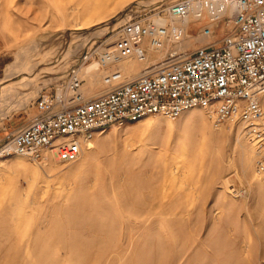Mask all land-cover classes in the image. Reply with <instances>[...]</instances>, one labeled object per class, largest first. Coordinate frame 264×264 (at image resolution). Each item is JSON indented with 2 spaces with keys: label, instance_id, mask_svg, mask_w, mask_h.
<instances>
[{
  "label": "rangeland",
  "instance_id": "obj_1",
  "mask_svg": "<svg viewBox=\"0 0 264 264\" xmlns=\"http://www.w3.org/2000/svg\"><path fill=\"white\" fill-rule=\"evenodd\" d=\"M174 1L0 0V93L14 95L0 101V144L87 50L111 47L125 20H162L168 30L159 50L144 42L146 61L120 62L129 78L233 30L225 15L204 36L207 18L170 17ZM96 60L82 66L88 94L103 88L101 71L87 68ZM213 111L110 124L79 138L73 162L50 150L0 159V264H264L258 147L241 121L215 124Z\"/></svg>",
  "mask_w": 264,
  "mask_h": 264
},
{
  "label": "built area",
  "instance_id": "obj_2",
  "mask_svg": "<svg viewBox=\"0 0 264 264\" xmlns=\"http://www.w3.org/2000/svg\"><path fill=\"white\" fill-rule=\"evenodd\" d=\"M166 12L170 17H206L204 36L225 15L233 30L189 55L171 51L129 78L120 62L146 61L144 42L159 50L168 30L162 20L123 21L111 47L87 50L53 91L40 92L37 115L6 135L0 159L15 153L37 158L50 150L59 161L73 162L81 153L79 138L87 140L95 130L153 114L175 119L189 109L214 105L215 124H244L258 147L256 169L264 171V0H176ZM94 57L103 88L88 94L82 66Z\"/></svg>",
  "mask_w": 264,
  "mask_h": 264
},
{
  "label": "bare ground",
  "instance_id": "obj_3",
  "mask_svg": "<svg viewBox=\"0 0 264 264\" xmlns=\"http://www.w3.org/2000/svg\"><path fill=\"white\" fill-rule=\"evenodd\" d=\"M139 1H141V0H139ZM142 1H144V0H142ZM138 2V1H137ZM137 4V3H136ZM140 3H138V5H139ZM175 18H180V19H182V20H189V16L188 15H185L184 17H175ZM117 19V18H116ZM57 37V36H56ZM64 37V36H63ZM57 38H59V37H57ZM53 42H54V40H53ZM52 43V42H51ZM46 55V54H45ZM38 65V64H37ZM95 65H96V63L95 64H93V65H91V66H89V67H87L88 68V70H90V72H91V70H95ZM134 75V74H133ZM95 74L93 73H90V77H89V83H90V85L91 86H94L95 84H96V79L97 78H95ZM15 80V79H14ZM25 80V79H24ZM24 83V82H23ZM26 84V83H25ZM17 86V85H16ZM16 86H15V88L14 89H16ZM20 86V85H19ZM23 86H24V84H23ZM22 86V87H23ZM21 87V86H20ZM25 88V87H24ZM19 89V88H18ZM6 90H9V91H11V90H13V87H9L8 89H6ZM5 91V90H4ZM15 93H16V91H14ZM20 92H21V90H20ZM11 93H13V92H11ZM10 93H8V94H6L5 96L3 95V94H1L0 93V101L1 100H5V99H7L6 97L9 95ZM24 94V93H23ZM11 95V97L13 98L14 97V95H12V94H10ZM18 95V94H17ZM11 97H10V99H11ZM8 99H9V97H8ZM14 105V104H13ZM189 110H191V109H189ZM189 110H187V111H189ZM186 112V111H185ZM184 113V112H183ZM182 113V114H183ZM169 118V117H168ZM137 121V120H136ZM44 152H46V151H44ZM47 157V155L46 154H44L43 155V158H46Z\"/></svg>",
  "mask_w": 264,
  "mask_h": 264
}]
</instances>
